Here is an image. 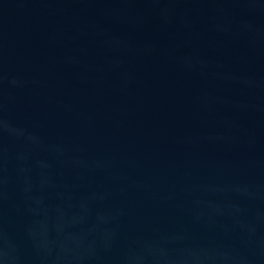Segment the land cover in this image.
Masks as SVG:
<instances>
[{
  "label": "water",
  "instance_id": "95a60500",
  "mask_svg": "<svg viewBox=\"0 0 264 264\" xmlns=\"http://www.w3.org/2000/svg\"><path fill=\"white\" fill-rule=\"evenodd\" d=\"M0 264H264V0H0Z\"/></svg>",
  "mask_w": 264,
  "mask_h": 264
}]
</instances>
